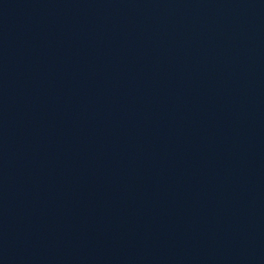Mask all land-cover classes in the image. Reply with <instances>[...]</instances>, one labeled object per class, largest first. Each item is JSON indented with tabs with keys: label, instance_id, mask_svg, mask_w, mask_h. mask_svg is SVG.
<instances>
[{
	"label": "water",
	"instance_id": "1",
	"mask_svg": "<svg viewBox=\"0 0 264 264\" xmlns=\"http://www.w3.org/2000/svg\"><path fill=\"white\" fill-rule=\"evenodd\" d=\"M0 264H264V0H0Z\"/></svg>",
	"mask_w": 264,
	"mask_h": 264
}]
</instances>
